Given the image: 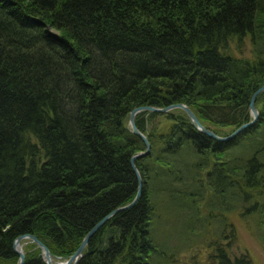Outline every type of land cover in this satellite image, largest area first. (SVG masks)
Returning <instances> with one entry per match:
<instances>
[{"label":"trees","instance_id":"16d2710c","mask_svg":"<svg viewBox=\"0 0 264 264\" xmlns=\"http://www.w3.org/2000/svg\"><path fill=\"white\" fill-rule=\"evenodd\" d=\"M247 39L252 59L232 50ZM263 85L264 0H0V264L19 263L13 246L26 234L67 260L133 202L131 159L146 147L132 110L185 104L225 137L252 121ZM256 107L257 123L225 143L183 110L139 114L152 146L136 161L142 195L78 264H154L156 220L180 214L194 236L208 196L207 217L238 210L264 228V92ZM216 234L211 264L253 263L231 253V223L219 220ZM24 250L25 264H46L36 244Z\"/></svg>","mask_w":264,"mask_h":264},{"label":"rangeland","instance_id":"374dc122","mask_svg":"<svg viewBox=\"0 0 264 264\" xmlns=\"http://www.w3.org/2000/svg\"><path fill=\"white\" fill-rule=\"evenodd\" d=\"M233 52L243 58L252 59L253 51L250 40L247 39L242 46V51H239L235 45L232 46ZM210 196L201 203L202 213L197 219L196 235L190 236L188 231L189 223H183L179 218L180 214L167 213L165 217L158 222L156 220V236L155 239L162 244L163 254L157 257L154 264H211L213 259V249L208 247V239L212 240L217 237L218 221L225 219L231 223L236 230L237 240L233 244L231 253L234 256L249 254L252 259V264H264V228L259 224L257 218L253 215H248L242 218L240 211L219 217L218 211H212V216L209 218V212L204 211ZM221 206V203L214 202L213 207ZM231 205H237L234 197L231 198ZM177 208V209H175ZM180 211V207L176 203L172 205L171 210ZM193 211V210H192ZM202 232L205 234L202 235ZM25 243L24 246H27ZM58 264H62V261Z\"/></svg>","mask_w":264,"mask_h":264},{"label":"water","instance_id":"95a60500","mask_svg":"<svg viewBox=\"0 0 264 264\" xmlns=\"http://www.w3.org/2000/svg\"><path fill=\"white\" fill-rule=\"evenodd\" d=\"M264 92V85L261 86L258 90L255 91V93L252 95L251 97V102H250V113L252 116V121L243 124L241 127H239L238 129H236L232 134H230L229 136H219L217 135L214 131H212L211 129L205 127L198 119V117L195 115V113L191 110V108L185 104H174V105H170L164 108H158V107H153V106H142V107H137L134 110H132V112L130 113V117H129V128L131 130V132L137 136H139L146 147V151L145 152H141L137 155H134L131 159V166L133 168V171L136 174L137 180H138V192L136 195V198L133 200V202H131L129 205H126L124 207H120L116 210H114L113 212H111L109 215H107L105 218H103L101 221H99L83 238L80 246L78 247V249L75 251V253L69 257V259L64 260L62 257H55L51 251L49 250V248L42 242L40 241L35 235H31V234H26V235H21L19 236L15 242H14V250L17 253V255L19 256V263L18 264H25V260H26V253L23 249V241L28 240L29 243H33L36 244L37 247L41 250L42 252V257L44 258L46 264H55L56 260L62 261V264H78L80 262V260L85 256L84 252L86 250V248L88 247L91 239L95 236V234L101 229V227H103L111 218H113L116 214H118L121 211H125L128 210L130 208H132L140 199L141 195H142V189H143V179L141 176V173L136 165V161L147 157L148 155H150L151 153V143L148 139V137L143 134L140 129L138 128L137 124H136V117L143 113V112H150V113H158V114H167L170 113L174 110H183L189 117V119L191 120V122L193 123V125H195V127L204 135L208 136L209 138H212L214 140H216L217 142H229L234 140L236 137H238L242 132H244L245 130H247L248 128H250L251 126H253L254 124L257 123L260 114L259 111L256 107V101L257 98Z\"/></svg>","mask_w":264,"mask_h":264},{"label":"bare ground","instance_id":"6f19581e","mask_svg":"<svg viewBox=\"0 0 264 264\" xmlns=\"http://www.w3.org/2000/svg\"><path fill=\"white\" fill-rule=\"evenodd\" d=\"M55 264H58V261H55Z\"/></svg>","mask_w":264,"mask_h":264}]
</instances>
